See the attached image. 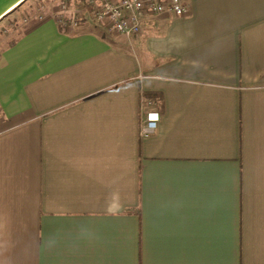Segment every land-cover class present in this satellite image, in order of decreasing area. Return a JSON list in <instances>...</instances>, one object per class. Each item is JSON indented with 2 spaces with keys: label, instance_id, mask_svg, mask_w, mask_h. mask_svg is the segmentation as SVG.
I'll use <instances>...</instances> for the list:
<instances>
[{
  "label": "crops",
  "instance_id": "obj_1",
  "mask_svg": "<svg viewBox=\"0 0 264 264\" xmlns=\"http://www.w3.org/2000/svg\"><path fill=\"white\" fill-rule=\"evenodd\" d=\"M183 1L0 48V264H264V0Z\"/></svg>",
  "mask_w": 264,
  "mask_h": 264
},
{
  "label": "built area",
  "instance_id": "obj_2",
  "mask_svg": "<svg viewBox=\"0 0 264 264\" xmlns=\"http://www.w3.org/2000/svg\"><path fill=\"white\" fill-rule=\"evenodd\" d=\"M74 1L60 0L58 10L51 14L62 28L91 21L110 33L128 38L141 35L145 22L152 17L168 14L174 18H184L190 14L189 6L183 0H83L82 8H74ZM160 119L157 110L149 111L140 127V137L154 134Z\"/></svg>",
  "mask_w": 264,
  "mask_h": 264
},
{
  "label": "rangeland",
  "instance_id": "obj_3",
  "mask_svg": "<svg viewBox=\"0 0 264 264\" xmlns=\"http://www.w3.org/2000/svg\"><path fill=\"white\" fill-rule=\"evenodd\" d=\"M29 0L5 19L0 21V48L9 45L20 35L32 22L39 17L51 15L59 8L60 0ZM83 0H75L74 8H82ZM85 22V21H84ZM95 24L94 22H91Z\"/></svg>",
  "mask_w": 264,
  "mask_h": 264
},
{
  "label": "water",
  "instance_id": "obj_4",
  "mask_svg": "<svg viewBox=\"0 0 264 264\" xmlns=\"http://www.w3.org/2000/svg\"><path fill=\"white\" fill-rule=\"evenodd\" d=\"M27 0H0V21L13 13Z\"/></svg>",
  "mask_w": 264,
  "mask_h": 264
},
{
  "label": "clouds",
  "instance_id": "obj_5",
  "mask_svg": "<svg viewBox=\"0 0 264 264\" xmlns=\"http://www.w3.org/2000/svg\"><path fill=\"white\" fill-rule=\"evenodd\" d=\"M77 239H86V240H93V239H98V237L94 236L90 232H84L83 230H80L77 233ZM46 244L49 248L53 247L56 244V238H50L46 241Z\"/></svg>",
  "mask_w": 264,
  "mask_h": 264
},
{
  "label": "trees",
  "instance_id": "obj_6",
  "mask_svg": "<svg viewBox=\"0 0 264 264\" xmlns=\"http://www.w3.org/2000/svg\"><path fill=\"white\" fill-rule=\"evenodd\" d=\"M27 1H29V0H27ZM27 1H26V2H27ZM26 2H25V3H26Z\"/></svg>",
  "mask_w": 264,
  "mask_h": 264
}]
</instances>
